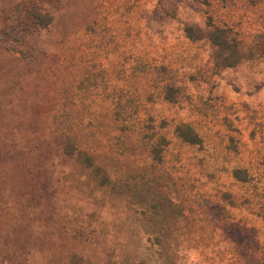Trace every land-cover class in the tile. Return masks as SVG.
Masks as SVG:
<instances>
[{"label": "rangeland", "instance_id": "1", "mask_svg": "<svg viewBox=\"0 0 264 264\" xmlns=\"http://www.w3.org/2000/svg\"><path fill=\"white\" fill-rule=\"evenodd\" d=\"M208 23L264 41V0H0V264H264V58L220 67Z\"/></svg>", "mask_w": 264, "mask_h": 264}, {"label": "trees", "instance_id": "2", "mask_svg": "<svg viewBox=\"0 0 264 264\" xmlns=\"http://www.w3.org/2000/svg\"><path fill=\"white\" fill-rule=\"evenodd\" d=\"M37 22L34 23L35 30H43L50 24V16L48 15H35L34 17ZM185 37L191 41H199L206 39L212 49V59L217 65L222 68H229L239 64L243 60L247 59H263L264 58V41L254 40L251 45L244 46L239 43L233 31L230 27L216 25L215 23H208L206 30L203 31L198 27L187 25L184 27ZM260 38V37H258ZM161 69H165L161 67ZM165 71V70H164ZM162 99L165 102L175 103L178 88L166 83L162 89ZM143 129V130H142ZM142 139L148 144L152 159L159 163L161 161V154L164 148L168 145V141L159 132H152L149 134L146 132L148 129L153 130V127L142 128ZM174 135L182 143L190 146H200L202 144L201 138L195 132V130L187 124H178L174 127ZM63 142V151L67 156H75L80 158L83 154L81 149H78L73 145L68 138ZM232 177L235 180L241 182L248 181V174L244 169H234L232 171Z\"/></svg>", "mask_w": 264, "mask_h": 264}, {"label": "clouds", "instance_id": "3", "mask_svg": "<svg viewBox=\"0 0 264 264\" xmlns=\"http://www.w3.org/2000/svg\"><path fill=\"white\" fill-rule=\"evenodd\" d=\"M178 255L184 258L183 264H198L200 260L199 251L197 249L182 247L178 251Z\"/></svg>", "mask_w": 264, "mask_h": 264}]
</instances>
